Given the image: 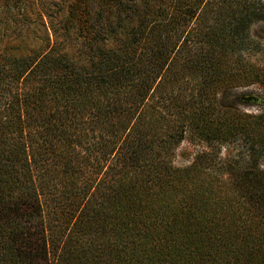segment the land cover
I'll use <instances>...</instances> for the list:
<instances>
[{"label": "trees", "instance_id": "trees-1", "mask_svg": "<svg viewBox=\"0 0 264 264\" xmlns=\"http://www.w3.org/2000/svg\"><path fill=\"white\" fill-rule=\"evenodd\" d=\"M263 19L261 0H73L49 49L0 48V264H264V109L218 97L264 90Z\"/></svg>", "mask_w": 264, "mask_h": 264}, {"label": "rangeland", "instance_id": "rangeland-1", "mask_svg": "<svg viewBox=\"0 0 264 264\" xmlns=\"http://www.w3.org/2000/svg\"><path fill=\"white\" fill-rule=\"evenodd\" d=\"M72 1L26 0L20 10L11 9L9 14L0 0V48L22 46L49 49L55 40L61 39L55 30H61L60 21L65 17ZM261 3L264 6V0ZM250 32L254 38L264 42V19L254 22ZM70 42L72 39L65 42L69 50L73 48ZM260 57L264 63V47ZM218 97L225 106L241 111L257 113L264 109V90L256 84L223 90ZM196 149V145L183 140L176 149L174 164L179 167L189 165ZM261 164L264 167V155Z\"/></svg>", "mask_w": 264, "mask_h": 264}]
</instances>
